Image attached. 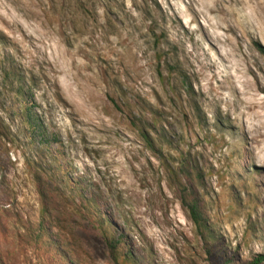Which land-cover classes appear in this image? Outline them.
<instances>
[{"label":"rangeland","instance_id":"obj_1","mask_svg":"<svg viewBox=\"0 0 264 264\" xmlns=\"http://www.w3.org/2000/svg\"><path fill=\"white\" fill-rule=\"evenodd\" d=\"M180 182L264 254V0H0V264H57L41 185L79 264H211Z\"/></svg>","mask_w":264,"mask_h":264},{"label":"trees","instance_id":"obj_2","mask_svg":"<svg viewBox=\"0 0 264 264\" xmlns=\"http://www.w3.org/2000/svg\"><path fill=\"white\" fill-rule=\"evenodd\" d=\"M16 74L17 72H14V76H17ZM15 96L24 98L25 93L23 89H15ZM35 120L36 119L33 118L29 111L28 118L26 119L27 124L29 126H33ZM146 140L150 143V140L147 137ZM184 170L191 175L190 170L186 168H184ZM182 174L183 177H186L184 171ZM179 184L182 187L183 204L188 209L190 219L195 225L199 237L204 242L206 253L211 264H264V254L255 256L249 262L243 263L239 259L238 255L228 252L222 244L221 239L214 233V229L210 225L209 220L206 218L203 209L200 206L201 201L198 199L195 192L190 188L188 189L184 185V182L183 184L181 182ZM39 191L41 198L46 199V202L43 207V218L40 222L37 233H35L36 241L42 245L48 253H50L51 258L54 259L57 264H79L74 258L72 252L68 250L63 251L62 248H67L61 246L60 242L55 236H53L52 228H54V226L52 225L50 219H52V212L56 209L50 201H47L51 200L52 197L47 195V191L42 188V185L39 187ZM76 193L80 198H82L80 192ZM95 204V202H91L90 204V206L92 205V207L97 210L94 211L92 219L102 235L109 252L114 258L119 256L128 258V256H125L124 254V251L126 250L124 239L117 234L110 222H108L104 216L101 215Z\"/></svg>","mask_w":264,"mask_h":264}]
</instances>
